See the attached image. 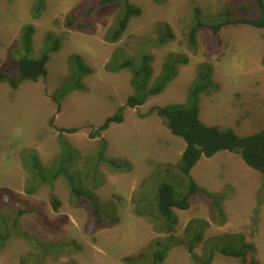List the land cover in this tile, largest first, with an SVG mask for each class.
Returning a JSON list of instances; mask_svg holds the SVG:
<instances>
[{"label":"rangeland","instance_id":"374dc122","mask_svg":"<svg viewBox=\"0 0 264 264\" xmlns=\"http://www.w3.org/2000/svg\"><path fill=\"white\" fill-rule=\"evenodd\" d=\"M100 1L0 0V74L18 76L21 59L50 52L44 78L17 88L0 82V264H127L128 257H135L131 264H153L158 241L172 246L162 264H203L209 257L210 264H242L218 248L244 245L253 264H264V174L223 151L202 157L187 176L179 169L186 142L154 110L187 104L198 68L211 67L200 121L243 138L264 130V29L228 25L218 34L200 31L196 47L187 42L198 20L221 23L226 7L240 17L239 8L253 0H130L142 13L116 43L105 38L123 6ZM78 14L92 30L66 28V19ZM165 25L175 40L161 45L169 38ZM177 54L189 63L166 89L127 107L133 75L123 64L139 67L145 55L153 57L154 80ZM117 116L123 122L100 132ZM51 166L42 184L39 171ZM66 169L74 172L72 185L59 175ZM191 180L200 193L189 192ZM164 184L178 197L189 195L188 210L174 209L172 243L159 211ZM91 203L102 225L93 224ZM195 230L202 237L193 248L197 261L188 248Z\"/></svg>","mask_w":264,"mask_h":264},{"label":"trees","instance_id":"16d2710c","mask_svg":"<svg viewBox=\"0 0 264 264\" xmlns=\"http://www.w3.org/2000/svg\"><path fill=\"white\" fill-rule=\"evenodd\" d=\"M161 1V0H155ZM107 5H122L124 12L119 20L117 26L111 28L106 35L105 40L107 42L116 43L120 41L126 32L129 22L134 17H139L142 13L141 9L133 5L130 0H101L99 6ZM257 9L258 13L256 16L251 17L253 11ZM235 10L232 7H226L223 10L222 16L223 21L215 25H209L198 20L195 27L189 33L188 45L190 47H196L197 35L200 31L210 30L213 34H218L220 30L228 25H238L245 24L254 26L256 28L264 29V0H253V3L249 6H242L239 11L242 12L240 17H235ZM199 15V14H198ZM66 28H76L80 31L82 30H92V24L88 19H84L83 16L78 14L77 16H70L66 19ZM169 34V38L166 36L160 39V44H166L167 40H175V36L170 32L171 28L169 25L163 26ZM32 30L29 29L26 34V43L28 51L30 49ZM58 49L54 48L52 52H56ZM50 60V52L40 55L36 59L23 58L19 62V75L9 76L6 74H0V82H8L13 88H17L24 81H38L44 78L47 73V64ZM153 62L154 58L145 55L142 59V63L139 67H136L131 62H126L123 64L121 69H129L132 72V86L134 88V94L130 96L127 107L136 108L145 104L152 96L159 95L162 93L168 84L172 82L178 76V68L181 65H187L189 63V58L182 55H170L168 56L163 64L162 71L160 75L153 80ZM86 73L89 71L86 69ZM212 68L205 69L203 66L198 68V77L196 83L191 89L189 100L187 104H175L166 107H157L155 112L162 118L165 126L172 132V134L181 137L186 142V149L182 153L181 164L179 169L183 171L187 176H190L192 169L198 163L202 157L211 158L219 152L227 151L239 154L246 164L261 173L264 174V130L251 137H239L232 130H223L217 126H207L203 124L199 119L200 107H199V97L202 93L206 92L212 87ZM111 122H123V116H117L115 118L109 119L107 123L102 127L100 132L105 131ZM75 132V130H72ZM100 132L96 135H100ZM71 148V145H69ZM106 144H104L103 153L106 150ZM102 157L104 159V154ZM69 159H67L66 164ZM70 162V161H69ZM65 164V161H63ZM66 166V165H65ZM67 170V171H66ZM59 172V175H66L71 185L74 184V172L68 171V169ZM52 166L49 168H43L39 171V176L42 178V184L48 183L44 179L43 173H51ZM31 177L38 178L35 171H30ZM59 175L55 174L54 180L59 178ZM190 193L196 194L200 193L201 189L191 180ZM74 193L80 194L77 189L74 188ZM189 195L185 197H178L174 192L172 186L164 184L159 190V211L161 215V220L164 222L167 233L171 234L170 241L174 242L175 237H173V232L175 226L178 224V217L176 216L174 209L188 210L189 209ZM88 202H90V197H84ZM54 209L59 210L61 202L54 198L52 201ZM94 207V204L91 203ZM23 212L21 211L19 215L21 216ZM94 222L96 226L102 225V220L98 217V211L94 207ZM198 230V228H195ZM192 231L191 226L187 228V232ZM194 231V230H193ZM192 232L193 237L189 241V251L195 261L197 257L194 255V246L196 243L201 241V235L198 231ZM156 245L159 249L153 254V264H162L165 260L167 254L171 249L170 244L162 243L158 241ZM218 248V247H217ZM251 247H246L245 245L240 248H218L219 252L227 257L239 259L242 264H253L254 260H251ZM212 255V254H211ZM135 257L125 258L124 261L127 264H131ZM141 259V258H137ZM212 262V257H209L203 264H210Z\"/></svg>","mask_w":264,"mask_h":264}]
</instances>
